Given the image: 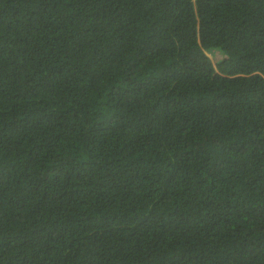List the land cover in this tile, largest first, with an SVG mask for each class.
Returning a JSON list of instances; mask_svg holds the SVG:
<instances>
[{
    "label": "trees",
    "instance_id": "trees-1",
    "mask_svg": "<svg viewBox=\"0 0 264 264\" xmlns=\"http://www.w3.org/2000/svg\"><path fill=\"white\" fill-rule=\"evenodd\" d=\"M0 264H264V0H0Z\"/></svg>",
    "mask_w": 264,
    "mask_h": 264
},
{
    "label": "rangeland",
    "instance_id": "rangeland-1",
    "mask_svg": "<svg viewBox=\"0 0 264 264\" xmlns=\"http://www.w3.org/2000/svg\"><path fill=\"white\" fill-rule=\"evenodd\" d=\"M215 53H216L217 56H218V60L224 57V54H223L222 52L218 51V50H217ZM205 58H206V57H205ZM208 63H209V64H212V65H215V62H214V59H213V58H212V61H209ZM206 146H207L208 148L210 147V145H208V144H207ZM200 150H201V152L205 153L204 155H208V152H206L205 150L202 151V150H203L202 148H200Z\"/></svg>",
    "mask_w": 264,
    "mask_h": 264
},
{
    "label": "clouds",
    "instance_id": "clouds-1",
    "mask_svg": "<svg viewBox=\"0 0 264 264\" xmlns=\"http://www.w3.org/2000/svg\"><path fill=\"white\" fill-rule=\"evenodd\" d=\"M206 55L208 56V58L210 59V61H212V58L214 59V56L212 57V55H211V54H209V53H206Z\"/></svg>",
    "mask_w": 264,
    "mask_h": 264
}]
</instances>
